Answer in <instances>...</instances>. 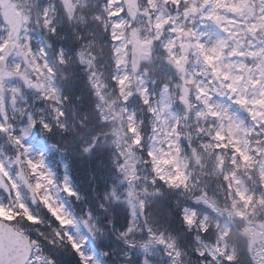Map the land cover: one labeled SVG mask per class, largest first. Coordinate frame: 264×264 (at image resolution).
Returning <instances> with one entry per match:
<instances>
[{
    "label": "rangeland",
    "instance_id": "1",
    "mask_svg": "<svg viewBox=\"0 0 264 264\" xmlns=\"http://www.w3.org/2000/svg\"><path fill=\"white\" fill-rule=\"evenodd\" d=\"M56 1L66 4L67 0H15L0 11V57L10 36L16 46L0 84V142L4 147L0 150V217L9 219L17 210L37 220L31 205L43 201L66 227L85 264H105L59 196L60 192L67 197L74 194L66 167L56 182L44 159V139L31 141L33 113L23 112L30 95L33 110L51 116V121L59 120L52 67L44 48L31 50L28 33L29 12L37 9L53 30L59 22ZM176 1L147 0L132 26L122 0H105L98 20L110 29L114 79L127 103V124L134 141L141 148L146 144L154 177L167 188L186 192L201 189L198 176L207 178L203 188L208 185L217 209L209 213L201 212L207 210L205 205L183 209L190 233L199 236L213 226L211 246L204 247L197 237L202 263L211 264L208 257L216 255L233 261L223 214L231 210L250 222L264 216V0H207L203 17L189 20L166 10ZM216 15L224 19L223 31L215 26ZM160 40L166 57H172L181 72L165 67L159 54L155 56L159 50L152 46ZM134 52L141 65L137 74L132 68ZM192 58H196L194 63ZM58 59L64 63L63 52ZM249 66L252 94L246 97ZM144 68L146 73H142ZM157 69L159 82L148 79L151 70ZM243 103L249 106L248 116L240 110ZM180 127L187 130L180 134ZM182 138L195 163V180L186 175ZM251 251L264 264V243L254 239Z\"/></svg>",
    "mask_w": 264,
    "mask_h": 264
},
{
    "label": "trees",
    "instance_id": "2",
    "mask_svg": "<svg viewBox=\"0 0 264 264\" xmlns=\"http://www.w3.org/2000/svg\"><path fill=\"white\" fill-rule=\"evenodd\" d=\"M78 2H55L59 22L53 30L47 28L39 9L30 14L31 46L34 51L41 46L45 49L60 113L59 120L51 121V116L34 111L33 140L44 139L45 160L56 182L66 167L76 195L59 194L105 264H203L197 237L204 247L211 246L213 226L199 236L190 233L183 209L204 205L207 210L203 213L217 209L208 185L203 188L207 178L198 176L196 183L201 189L186 192L167 188L154 177L147 146L141 148L134 141L126 120L127 103L114 79L110 29L98 20L105 0ZM60 52L64 63L58 59ZM183 130L187 127H182L180 134ZM182 141L187 174L195 180V163ZM31 209L37 220L16 210L6 221L36 243L33 264H85L66 227L43 201ZM222 217L231 225L227 241L236 260L216 255L208 261L258 264L251 246L256 238L264 243V217L260 224L231 210Z\"/></svg>",
    "mask_w": 264,
    "mask_h": 264
},
{
    "label": "water",
    "instance_id": "3",
    "mask_svg": "<svg viewBox=\"0 0 264 264\" xmlns=\"http://www.w3.org/2000/svg\"><path fill=\"white\" fill-rule=\"evenodd\" d=\"M11 1L0 0V8L7 7ZM124 4L131 18L135 20L138 0H124ZM13 50V43L10 42L5 46L3 58L0 59V74L6 69L7 60ZM170 62L174 65L171 60ZM133 67L134 71L137 72L139 68L137 52L133 54ZM174 67L177 68L175 65ZM250 72L251 70L248 69L246 73V78L249 82L248 95H250L251 91ZM242 109L247 112V105L242 106ZM33 247L34 244L23 231L19 232L8 223L0 220V264H27L33 254Z\"/></svg>",
    "mask_w": 264,
    "mask_h": 264
},
{
    "label": "flooded vegetation",
    "instance_id": "4",
    "mask_svg": "<svg viewBox=\"0 0 264 264\" xmlns=\"http://www.w3.org/2000/svg\"><path fill=\"white\" fill-rule=\"evenodd\" d=\"M143 7H147V0L140 1L139 19L143 12ZM208 7L207 0H178L174 3H169L166 10H175V12L182 15L185 20H189L190 18L203 17V13ZM221 21L223 23V19H221ZM216 22H218V20H215V23ZM220 30L223 31L222 29Z\"/></svg>",
    "mask_w": 264,
    "mask_h": 264
}]
</instances>
